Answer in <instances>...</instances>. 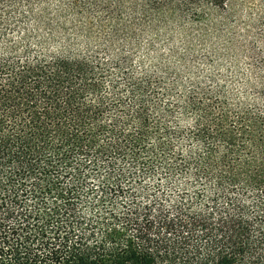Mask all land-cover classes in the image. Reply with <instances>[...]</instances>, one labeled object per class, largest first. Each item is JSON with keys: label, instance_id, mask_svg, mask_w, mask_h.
I'll return each instance as SVG.
<instances>
[{"label": "trees", "instance_id": "1", "mask_svg": "<svg viewBox=\"0 0 264 264\" xmlns=\"http://www.w3.org/2000/svg\"><path fill=\"white\" fill-rule=\"evenodd\" d=\"M0 264H264V0H0Z\"/></svg>", "mask_w": 264, "mask_h": 264}, {"label": "rangeland", "instance_id": "2", "mask_svg": "<svg viewBox=\"0 0 264 264\" xmlns=\"http://www.w3.org/2000/svg\"><path fill=\"white\" fill-rule=\"evenodd\" d=\"M130 1H133V2H141L143 0H130Z\"/></svg>", "mask_w": 264, "mask_h": 264}]
</instances>
